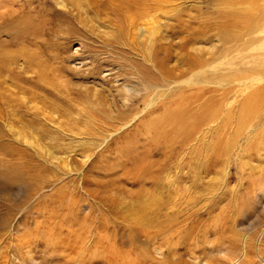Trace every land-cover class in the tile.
Instances as JSON below:
<instances>
[{
  "label": "rangeland",
  "instance_id": "rangeland-1",
  "mask_svg": "<svg viewBox=\"0 0 264 264\" xmlns=\"http://www.w3.org/2000/svg\"><path fill=\"white\" fill-rule=\"evenodd\" d=\"M82 1L85 12L79 14L66 9L62 0H0V171L5 174L0 191L4 187L9 192L0 204L13 214L0 228V264H237L221 256L234 258L239 234L257 237L264 225V136H252L246 148L253 153L240 164L233 153L215 166L208 153L214 130L208 125L195 139L181 144L177 137L173 145L141 125L159 119L179 98V89L188 95L182 102L187 108L221 100L232 102L238 113L243 97L259 84L244 92L236 88L237 96L227 91L230 87L217 86L214 94L209 89L216 86L205 82L210 85L200 83L206 89L198 93L194 75L186 72L173 88L159 86L156 94L153 84L144 86L140 68L150 63L141 55L150 48L162 53L183 28L181 36L187 37L181 43L173 38L169 66L185 67V57L221 46L218 35L231 27L226 21L232 20L235 30L243 28L240 21L251 20L264 0H155L140 14L115 0H94V6L93 0ZM28 18L32 25L21 30ZM15 19L23 25L15 26ZM178 45L184 51L177 63ZM235 50L229 61L241 56L238 44ZM223 60L212 65L223 66ZM150 91L156 103L142 111ZM129 94L136 99L126 101ZM17 98L21 102H14ZM12 126L29 129L30 142L17 140ZM222 133L227 140L226 126ZM53 153L67 158L69 167L53 159ZM29 175L45 180L30 199L24 184L36 178ZM166 211L173 220L165 221ZM262 235L260 247L253 249V264H264ZM216 254L220 260L212 259Z\"/></svg>",
  "mask_w": 264,
  "mask_h": 264
},
{
  "label": "bare ground",
  "instance_id": "bare-ground-1",
  "mask_svg": "<svg viewBox=\"0 0 264 264\" xmlns=\"http://www.w3.org/2000/svg\"><path fill=\"white\" fill-rule=\"evenodd\" d=\"M115 1L118 3V5L120 4L121 7H124L128 12L133 10V11H135V13L137 12L136 14H138V13L140 14L141 11L143 13V11L145 9H147L148 7L150 8V6H151L150 3L151 2H155V0H115ZM62 2H63V6L64 7L65 6L68 7L73 12L74 11H76L77 13H79L81 11L85 12L84 9H85L86 4H84V2L82 0H62ZM57 3H58V0H57ZM88 3H90V2L88 1ZM92 3L95 4L96 2H94V0H93V2H91V4ZM94 4H92V5L94 6ZM155 4H157V3H155ZM11 6H13V5H11ZM29 6H31V5L29 4ZM7 7H9V6H7ZM119 9H121V8H119ZM6 12H8V11H6ZM12 13H15V12H12ZM19 13H20V11H19ZM7 15H9V14H7ZM72 15H74V14H72ZM0 16H2V15H0ZM25 16H27V15H25ZM250 17H251L250 18L251 20L246 19L245 23L243 21H240L241 24H243V25L245 24L246 26L244 25L243 28H241V26H238L237 27L238 30H235V28H236L235 26L232 27V25L230 23V21H232V20L226 21L228 26L230 25L231 27L224 28V30L221 32L220 36L218 35V41H220L221 46H220V44L219 45H214V47L211 48V50L205 51L206 53L201 54L200 56L194 55L196 57L193 58V59H190V60L187 59V57H185L184 60H183V63L181 62L182 65H184L185 67H183V66L182 67H178L176 65V63L175 64L172 63L174 66H169V60L172 58V52H173V48H172L173 47L172 46L173 45L172 44L173 38L178 37L179 38L178 42L181 43V42H184L185 38L187 37L186 35L181 36V34L184 32L183 28H182V30H177L176 35L174 33L173 37L170 35L171 39H172L171 42H170V45L163 47L162 53L160 51L156 52V50L154 51L152 48H150L145 53H143L141 55V57L144 59V61H147V63H150L149 64L150 67L147 66V67L140 68L141 71H142V74H143L142 78L145 77L144 81H143V79H142V81L145 82L144 86H150L151 84H153L155 86V87L152 88L154 90V92H155V89L156 88L158 89L159 86L169 87V88L172 87L173 88L174 84L178 83V80H180V78L182 77L183 74H181V73H186V72H188V73L192 72V75H194V78H192V81H194L195 84H199V86H196L197 89H199L198 93H199L200 90H202V89L205 90L206 89V88L200 87V86L203 85V84L200 85V83H205V82H211L212 85L216 86L215 89H212V90L209 89L211 92L213 91L214 94H215V92L217 90V86L223 88L224 90L228 89L230 87L227 91H230L232 89L231 91L232 92L235 91L237 96H238L237 92H239V91L237 90V92H236V90H235L236 88L240 89L241 92H244L246 87L251 86L252 84L253 85L254 84H259V86L257 88H255L253 91H251L249 93V95H247L246 97L245 96L243 97L242 105L240 107H238L239 111L237 110L238 113L233 111V107L235 105H233L232 102H227L226 103L225 101L214 100L215 95L212 98L214 100V101H212L213 102L212 104L214 106H207L206 104L208 102L204 101L206 103H203L204 105L202 104V105L197 106V109H195V110H192L191 107L187 108V103H186V106H185L184 104H182V102L185 101L186 99H188V97H187L188 95L185 94L184 90H182V89L178 90V88H177L179 98L175 97L169 103L170 106L165 109V113L160 115L159 119L154 118V119H151L150 122H147L145 120L142 123V125H141V126H143V129L145 128V129H147V130H149L151 132L153 130L154 132H152V133L154 134V136H156V137L157 136L165 137V140H168L169 143L171 145H173L175 140H176V142L179 141L181 144L182 143L183 144L188 143L192 139L194 134L196 135L197 133H200L198 135H201V133L203 131V126L204 125H208L210 128H213V130H214V135L212 134L214 139L212 141V144L209 147L208 153H209V155L214 156L212 161L215 164V166L218 165L219 159L227 160L231 156V154H233V153H235L236 156H239V164H240V161H241L242 157H245V155L251 156V154L253 152L251 150H248L246 148V145H250V143H252V141H250L252 139V136H256V135L264 136V49H262V47L264 45V43H263V41H264V6H262V8H259V9L258 8L254 9V11L250 14ZM1 19H3V17ZM32 20H34V19H32ZM22 21H23L22 19H19L16 22L15 26L23 25ZM26 21L29 22V23L24 24L23 28L20 27L21 30H23L27 26H31L32 25L31 20L29 18L26 19ZM38 21H39V19H38ZM11 22H13V21H11ZM30 23H31V25H30ZM7 25H4V26H7ZM12 25L14 26V23H12L11 26ZM13 26H12V28H13ZM230 28H232V30ZM21 30H19V32ZM13 32H15V31H13ZM236 44L239 45V48H240L239 51L241 53V56H239L238 61H233V60L229 61L230 58H233L235 55H237V51L235 50V45ZM182 45H183V43H182ZM183 49H184V47H180L179 48V45H178L177 51L174 52L176 54L177 63L179 62V59L181 58L179 56L184 51ZM159 50H160V48H159ZM174 53H173V55H174ZM198 53H199V51H198ZM23 55L25 56V54H23ZM222 58L224 59L223 61L226 64V65L224 64L225 66L223 65V66L216 67V66L212 65L216 60H219V59H222ZM27 60L29 61L30 59L28 58ZM31 62L33 63V60ZM31 62H30V64H31ZM1 64H3V63H1ZM151 67L152 68H157V70H158L157 73L158 74L155 73V71H154V73H153L154 75H153L151 73L152 72V68ZM3 68H4V66H3ZM42 69H43V67H42ZM32 71H34V70H32ZM40 71H42V70H40ZM43 71H44V69H43ZM142 74H140V75H142ZM155 74L157 75V78H156ZM233 75H236V78H233ZM40 76H41L42 79L44 78L43 74H41ZM198 76H200V77H198ZM209 85H207V88H208ZM239 86H243V88H240ZM193 88H195V87H193ZM212 88H214V86ZM193 90H196V89H193ZM204 90H203V93H204ZM227 91H225L223 93H226ZM5 92H6V90H5ZM154 92L150 91V93H146L147 95L146 94L144 95V101H143V104H142L143 105L142 111L145 110L146 108H151V106L156 103V102L154 103V100H155L154 96H153ZM193 92H195V91H193ZM213 93H211V94L213 95ZM100 95H103V94H100ZM190 95H191L190 97L193 98L194 95H192V94H190ZM2 97L3 96L0 95V99ZM224 97H225V95H224ZM132 98L136 99L135 97L131 96V94H129L128 96L125 97L126 101H128V102H130L131 100H134ZM225 98H224V100H225ZM103 99H106L105 95L103 96ZM142 99H143V97H142ZM175 99H178V100L175 101ZM20 100L21 99L19 98L18 100H14V102H21ZM29 101H31V100H28V102ZM107 101H109V100H107ZM180 104H182V105H180ZM172 106L178 107V108L177 109H172L173 108ZM17 112L18 111L15 108H13L12 115L17 116ZM2 113H3V108L0 107V116L1 117H2ZM139 114H142V113H139ZM43 115H45V114H43ZM18 119H20V118L18 117ZM234 119L236 120L235 126L233 125ZM125 121H126V119H125ZM126 123H128V122H126ZM211 123H212V125H211ZM126 125H128V124H126ZM224 126H226L227 130H229V135H228L229 138H227V140H224L223 137H222V135H223L222 130H223ZM10 130H11V132H13V135H14V137L17 140H18V138H21L20 140L23 141L24 144L25 143L27 144V143L30 142V137H29V134H30L29 132L30 131H29V129L25 130V131H22V130L17 131L14 128V126H12L10 128ZM166 133H168V134H166ZM35 137H37V136H35ZM177 137L179 138L178 141L176 139ZM37 138H39V137H37ZM1 139H2V137H1ZM157 140H159V139H157ZM240 140L241 141L243 140V141L240 142ZM162 141H164V140H162ZM32 142H34V141H32ZM262 143H263L262 146L264 147V141H262ZM38 146H39V144L37 145V147ZM237 146H238V148H236ZM40 147H42V146H40ZM172 147H174V146H172ZM261 149H263V148L261 147ZM46 150L49 151V152H47ZM46 150H44L46 153H50L52 149L46 148ZM169 151L171 152L173 150L171 149ZM7 152H9V151H7ZM250 152H252V153L250 154ZM52 158L53 159H58L57 161L62 162L66 167L69 164L67 158L60 157L56 153H53ZM16 159H18V158H16ZM28 161H29V159H28ZM28 161L26 163H27L28 167L31 168L29 166V164H28ZM3 163H4V161L2 159H0V166ZM31 164H34V163H31ZM246 164L244 163V165H246ZM9 166H11L10 163H9ZM15 166H16V164L14 163V165H12V167L14 168ZM5 167H6V165H5ZM209 168H212L211 164H209L208 169ZM9 175H7V178H9L8 177ZM0 177H1V179H2V177H5V174L2 173L1 171H0ZM30 178L32 180V178H36V177L29 175L28 179H30ZM10 179L12 180V177H10ZM41 179L36 178V179H34L33 182L31 181V183H26L25 182L24 185H26L25 187H27V189H28L27 193L25 194L26 198L30 199V196H29L30 194L31 195H33V194L36 195L37 192L42 187H44L45 180L43 179L40 182ZM6 183L8 184V181ZM8 187H10V186H8ZM1 188H0V190H2ZM6 193H9V192L7 190H5V188L3 187V192L0 191V198H4ZM186 202H188V204H189V201H186ZM154 203H156V200H155ZM160 206H161V204L158 205L157 207L155 206V213L156 214H159L158 210H161ZM166 206H167V204H166ZM186 208H188V207H186ZM12 215L13 214H12V211H11L9 206H7L5 204H0V228L1 229L6 227L9 224V221H10ZM164 218H165V221L166 220L170 221L171 216L169 215V212L166 211V213L164 214ZM77 219H79V218L75 217L76 222L78 221ZM171 219L173 220V218H171ZM156 225H158V223ZM36 226L38 227V222L36 223ZM157 231H159V230H157ZM262 234H264V225L260 229V235H258L257 237L256 236H252L253 234L251 235L250 233L244 234V235H242L240 233L239 234L240 235V243L234 249V251L236 252V255L234 256V258H232V256H230V255L227 256L226 253L225 254L223 253V255L221 257L224 256L226 258H230L234 262H237V264H250V263L253 264V261L256 260V254H254L253 249H255L258 245L260 247L261 239H262V236H263ZM215 247H217V245ZM227 251H229V249ZM220 252L221 251H217V254L220 255ZM217 254L215 255L214 258H212L213 260H215L217 258L218 259L221 258ZM211 255L213 256V254H211ZM258 257L260 258V256H258ZM112 264H114V263H112Z\"/></svg>",
  "mask_w": 264,
  "mask_h": 264
}]
</instances>
